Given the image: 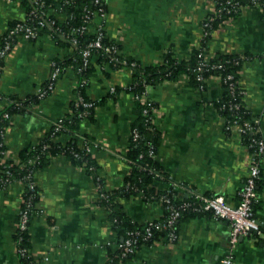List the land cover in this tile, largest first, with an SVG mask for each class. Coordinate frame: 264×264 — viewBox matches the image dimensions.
Masks as SVG:
<instances>
[{"label":"crops","instance_id":"1","mask_svg":"<svg viewBox=\"0 0 264 264\" xmlns=\"http://www.w3.org/2000/svg\"><path fill=\"white\" fill-rule=\"evenodd\" d=\"M105 2L107 17L94 15L91 30L104 23L120 53L143 65L161 64L168 52L179 61L189 60L202 42L204 22L215 10L212 0ZM25 10L22 0H0V45L10 23L24 18ZM68 54L71 49L47 31L36 38L17 39L0 71V111L8 105V97L39 94L50 79L54 62ZM204 54L243 57L239 82L244 102L264 136V8L245 3L237 15L218 23ZM131 82L130 68L98 66L85 89V95L96 104L93 119L83 118L78 129L56 138L64 146L89 145L97 178L64 154L51 157L37 171L34 181L39 199L29 234L30 254L38 264H108L120 251L124 235L114 225L100 192L122 187L131 171L129 138L137 118L136 97L128 89ZM224 93L218 77L208 78L202 90L186 74L147 88L158 131L155 159L164 173L151 184L155 192L169 190L177 201L201 194L222 195L233 205L239 203L251 157L244 138L226 128L227 116L220 107ZM83 100L77 71L66 68L49 95L9 118L5 127L9 153L17 157L34 147L55 122L73 114L74 106L85 108ZM14 181L0 189V264H20L15 235L26 184ZM257 191L254 214L261 232L240 238L234 264H264V156ZM117 202L133 224L166 215L161 199L133 196ZM176 230L174 242L159 235L117 264H219L227 253L231 225L211 212L184 214Z\"/></svg>","mask_w":264,"mask_h":264},{"label":"trees","instance_id":"2","mask_svg":"<svg viewBox=\"0 0 264 264\" xmlns=\"http://www.w3.org/2000/svg\"><path fill=\"white\" fill-rule=\"evenodd\" d=\"M222 1V0H218ZM224 1V0H223ZM46 2V11L48 16L56 19V26H59V30L50 31L47 28H44L42 32L47 31L52 36H54L58 41L62 42L64 45L71 48V54H68L64 59H57L55 62L61 67V74L65 71L68 66H72L79 76V90L80 94L87 102H92L85 95V89L89 84L90 75L93 71L97 70V67L105 68V66L110 69H119L123 67L130 68L132 71V82L128 89L132 91L136 97V113L137 118L133 123L132 131L129 138V149H128V158L131 164V171L129 175L125 178L124 185L112 191L101 190L100 193L107 195L106 198H102V203L107 205L110 212L111 218L113 220L116 228L123 233L126 237L127 231L131 229H141L142 225L133 224L125 213L122 210V207L118 198L130 199L133 196H142L144 199H161L164 195H169L174 198L172 192L169 190H163L160 192H155L151 184L157 180L164 177V173L161 170V166L155 159L157 154V145H158V131L153 122V112L154 107H147L141 100L142 93L147 91L149 86H155L165 80L176 79L182 74H186L190 79L199 86L200 81L198 80V72L195 70L198 67L200 57L199 54L204 47L210 36L202 40L200 46L192 52V55L189 60L179 61L173 57L172 53L168 52L164 56V60L159 65H143L140 62L134 60L131 57L125 56L123 54H118V59H112V55L106 51V47H111L116 45L119 48V45L112 39H110L107 34L103 37V48L97 49L94 51L91 63L87 68L83 67L82 57L79 53L80 46H73L71 43L59 35V32L62 31L65 34H69L74 27L80 26L83 23V19L88 10L95 12L100 7L99 4L95 3V0H45ZM22 3L26 7V16L24 19H28V13L33 8V0H22ZM242 4L249 3L250 0H241ZM102 4L106 7L105 0H102ZM238 14V13H237ZM237 14H234L237 15ZM230 16L224 15L222 18H217L213 21L212 27L213 30L216 28L218 23L229 19ZM19 21L15 20L10 23L9 28L15 26ZM32 22V21H30ZM37 22V20H35ZM79 41L81 46L87 45L90 41L96 38L94 31L90 30L84 33L82 36H79ZM120 50V48H119ZM243 57L240 55H231V54H218L208 59L210 64L214 63H223L224 68L222 69H204L201 71L205 77L204 89L207 86L208 78L212 76H220V80L225 88V93L223 99L220 101L221 110L227 116V120H233L235 113L230 110V103L236 99L237 102L241 104L240 112L243 114L245 119H251L249 111L244 102V94L240 82H239V72L243 63ZM126 61V63L124 62ZM105 71V70H104ZM106 72V71H105ZM60 74V75H61ZM109 74V72H107ZM232 74L234 76L233 81L236 84V89L234 95L232 94L229 87V80H226L227 75ZM48 82L44 85V90ZM52 90L47 91L49 95ZM43 97H40L39 94L30 95L25 98L18 97H8V105L0 111V130L5 132V127L7 126L9 118L17 112L26 111V109L33 105L38 104ZM95 103L88 108H80L74 106L73 114L69 115L66 118H63V127L60 131L56 132L53 135L54 125L50 129L49 133L45 135L42 139L39 140L38 144L34 147L23 150L17 154L15 157L14 154L9 153L8 157L4 159L2 150H8V146L4 142L0 146V189L5 186L8 187L14 180L19 179L26 184V193L24 199L28 198L30 195L28 181L24 178L29 171L35 173L47 166L51 160V157L57 156L59 154L66 155L73 163L87 168L90 174H94L95 178L97 175L95 173L96 164L91 157V153L84 148H77L75 144L62 145L56 141V138L64 131H74L80 126V121L88 117L93 119V109ZM148 108V112L145 113V109ZM8 113L9 117L6 118L4 114ZM137 129L139 132V137L135 138L133 131ZM259 135V133H258ZM245 143L248 142V136L244 137ZM45 145L47 146L46 148ZM151 147L154 148V155L150 154ZM9 151V150H8ZM94 169H90V167ZM10 172V175L8 173ZM13 177L11 183H7L6 180ZM11 177V178H12ZM39 199L38 191L36 189V194L32 199V210L34 212L35 203ZM174 202H178L174 198ZM24 203L22 208L24 207ZM165 208V204L163 203ZM255 206V204H254ZM167 213V210L165 209ZM191 213L185 212L184 214ZM183 214V215H184ZM33 215V214H32ZM31 215V218H32ZM182 215V216H183ZM181 216V217H182ZM180 217V218H181ZM30 218V222H31ZM116 220V221H115ZM20 221V218H19ZM30 225V223H29ZM159 235H166V231L157 232L154 238L147 242L151 243ZM15 239L17 242L18 250L21 248H26L28 253L26 255H20V264H38L33 256L30 254V234L29 227L26 230L17 229ZM146 243V244H147ZM142 246V245H141ZM121 258L118 256H112L108 264H117ZM127 259V258H125ZM121 259V260H125Z\"/></svg>","mask_w":264,"mask_h":264},{"label":"built area","instance_id":"3","mask_svg":"<svg viewBox=\"0 0 264 264\" xmlns=\"http://www.w3.org/2000/svg\"><path fill=\"white\" fill-rule=\"evenodd\" d=\"M215 4V10L209 18L206 19L203 25V34L202 40L206 39L211 35L213 31V21L217 18H222L224 15H228L231 17L234 14L240 12L241 8L244 4L241 3V0H212ZM251 5H257L264 8V0H250ZM96 4H99L100 7L97 11L90 13V10L84 16L83 23L80 26L74 27L69 34H65L62 31L59 32V35L68 40L71 45L79 48V53L82 57V64L84 68H87L91 63V58L95 50L103 48V37L106 35L104 23H101L97 26V29L94 31L96 34V38L90 41L87 45L81 46L79 41V36H82L84 33L90 30V24L93 19V16L98 14L104 19L107 17V8L103 6L102 0H95ZM37 20V22H35ZM32 21V22H30ZM57 22L55 18L49 17L48 12L46 11V2L45 0H33V8L28 13V19H23V21H19L15 26L6 30L2 43L0 45V71L2 68V64L4 59L8 56L10 51L12 50L15 41L21 35L26 39H32L39 36V34L43 31L44 28H47L50 31L59 30V26H56ZM106 51L110 53L113 57L112 59L117 60L118 54H120V50L116 45H112L111 47H106ZM200 61L198 67L195 69L198 72V80L200 84L198 88L204 89L203 82L205 81V77L201 73L205 68L206 69H222L224 68L223 63H214L210 64L208 59L210 57H206L204 54V50H202L199 54ZM126 63V61H124ZM61 67L54 62V68L52 70V74L50 79L48 80V84L44 90L39 93L40 97H45L48 90H53L57 80L61 74ZM220 78V76H218ZM234 76L232 74L227 75L226 80H229V87L234 95L236 84L233 81ZM241 93L244 94L243 91ZM142 102L147 107H154L153 101L148 97L147 91L142 93L140 97ZM234 101L230 103V110L235 113V117L233 120H227L226 128L228 130H236L238 134L242 137L245 135L248 136V142L246 143L247 148L250 150V165L249 171L246 178V181L240 190V201L237 205H233L229 203L226 198L222 195H201L196 194L190 200H183L174 202V198L172 199L169 195H164L161 198L162 203L165 204V209L167 213L164 218L160 220H150L143 224L141 229H131L127 231L126 237H124L123 242L121 244L120 251L117 256L121 259L129 258L134 255L141 245L146 244L151 241L157 232L166 231V238L174 242L177 240V230L176 225L179 218L185 212H193L196 214L202 212H211L218 218H222L227 220L231 225L230 238L228 243L227 253L221 258L219 264H234L235 259V249L239 243L240 237L247 235L253 231L256 233L261 232V224L254 214V204L258 198V181L261 176V159L264 156V136L258 135V125L257 121L253 119H245L243 114L240 112L241 104L237 102L235 98ZM83 107L88 108L93 105V102H87L85 100L82 101ZM148 112V108L145 109V113ZM6 118L9 117V114H4ZM63 119H59L54 124L53 135L60 131L63 127ZM134 137H139V132L137 129L133 131ZM5 142V132L0 130V146H2ZM47 146L45 145L44 148ZM86 150L90 151V146H86ZM2 154L4 155V159L8 157L9 151L2 150ZM150 154L154 155V148L151 147ZM90 169H94V167H90ZM10 175V172L8 170ZM10 176L6 180L7 183H11L13 177ZM28 181L30 195L28 198H25L23 203L24 207L20 211V221L18 228L21 230H26L29 227L30 218L33 214L32 210V199L36 194V183L34 181L33 171H29L26 177H24ZM1 189H5L3 186ZM102 198H106L107 195L104 193H100ZM116 221V220H115ZM22 255H26L28 250L26 248H21L18 250Z\"/></svg>","mask_w":264,"mask_h":264},{"label":"rangeland","instance_id":"4","mask_svg":"<svg viewBox=\"0 0 264 264\" xmlns=\"http://www.w3.org/2000/svg\"><path fill=\"white\" fill-rule=\"evenodd\" d=\"M26 11V10H25ZM25 18V17H24ZM24 18H21L20 20H23ZM17 39H19L20 41H22V40H24V39H26V38H24L23 36H19ZM67 47V46H66ZM69 49H71L70 47H68ZM67 68H72V66H68ZM37 173V172H36ZM36 173H35V175H36ZM35 177V176H34ZM16 181V180H15ZM14 181V182H15ZM16 253H17V256L20 258V255H19V252H18V250H17V245H16Z\"/></svg>","mask_w":264,"mask_h":264},{"label":"water","instance_id":"5","mask_svg":"<svg viewBox=\"0 0 264 264\" xmlns=\"http://www.w3.org/2000/svg\"><path fill=\"white\" fill-rule=\"evenodd\" d=\"M253 232H255V231H253ZM243 236H241L240 238H242Z\"/></svg>","mask_w":264,"mask_h":264}]
</instances>
